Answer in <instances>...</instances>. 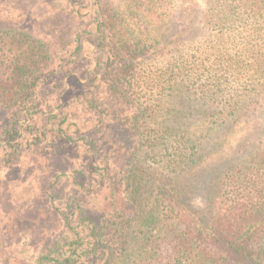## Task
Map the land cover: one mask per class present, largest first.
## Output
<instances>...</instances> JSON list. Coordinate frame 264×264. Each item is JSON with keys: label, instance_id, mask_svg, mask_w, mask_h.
<instances>
[{"label": "trees", "instance_id": "1", "mask_svg": "<svg viewBox=\"0 0 264 264\" xmlns=\"http://www.w3.org/2000/svg\"><path fill=\"white\" fill-rule=\"evenodd\" d=\"M92 1L104 55L101 67L106 74L113 70L109 90L121 86V92L126 93L121 95L129 97L134 107L137 104V116L129 123L137 128L143 157L150 154L156 158L169 149L175 153L172 160L156 168L136 155L123 179L128 212L115 210L100 223L80 213L76 230L67 221L74 236L41 257L38 264H82L84 254L102 260V264H264V126H253L249 119L264 116V0ZM180 8L183 22L188 25L200 18L202 29L209 33L202 47L209 57L201 61L210 64V83L201 86L202 114H196L192 106L187 112L181 102L174 115L167 108L166 116H159L150 106L141 104L140 109L131 94L132 80L150 57L147 41L153 39L134 37L126 19L137 18L134 26L163 28ZM183 33V29L177 31L174 47ZM50 63L51 54L41 41L26 33L0 29V109H13L0 131V143L14 152L29 138L38 144L46 136V129L38 125L43 113L37 89ZM183 63L184 67L185 59ZM229 88L234 89V95L225 93ZM212 90H217L216 94ZM175 92V97L184 95L192 103L197 101L190 88ZM97 103L89 100L92 111L98 109ZM215 104L218 112H213ZM66 122L59 119V128H54L59 138L66 137ZM228 122L231 134L218 137L206 153L199 133L206 132L209 140L210 133L226 128ZM250 147L256 150L248 152ZM232 152L248 154L247 162L227 166ZM212 158H219L222 168L214 176L213 186L209 185L214 193L206 213L196 212L187 205L181 183L198 188ZM85 221L91 228L83 238ZM168 231L172 245L163 260L159 242ZM66 247L69 249L64 251Z\"/></svg>", "mask_w": 264, "mask_h": 264}, {"label": "rangeland", "instance_id": "2", "mask_svg": "<svg viewBox=\"0 0 264 264\" xmlns=\"http://www.w3.org/2000/svg\"><path fill=\"white\" fill-rule=\"evenodd\" d=\"M180 11L182 8L163 28L134 26L132 22L137 18L126 19L134 37L154 41H147L150 57L132 80L131 94L139 101L140 109L141 104L150 106L159 116H166L167 108L174 115L181 102L187 112L192 106L196 114H202L201 86L210 83V64L201 61L209 57L202 49L209 40L208 31L202 29L200 18L187 25ZM96 18L92 0H0V29L29 34L45 44L51 54L50 67L37 89L43 113L38 125L46 129V136L38 144L29 138L18 152L0 143V264H38L41 257L66 245L74 236L67 221L76 230L80 213L100 223L115 210L128 212L123 179L136 155L155 168L173 159V149L156 158L150 154L143 157L137 128L129 123L130 118L137 116V104L134 107L129 97L121 95L125 93L121 86L113 92L109 90L113 70L108 75L101 67L104 55L99 47ZM180 29L185 33L174 47V36ZM213 39L211 36L210 40ZM157 40L162 43L158 45ZM229 81L234 84L233 77ZM188 88L193 100H197L194 103L184 95L175 97V90ZM216 91L212 90L215 94ZM225 93L234 95V89ZM88 99L97 100L96 111L89 107ZM212 108L213 112L219 110L216 104ZM12 113L13 109H0V131ZM64 118L66 137L59 138L54 128H59V119ZM249 119L253 126H264V116ZM231 130L229 123L210 133L209 140L206 132L201 131L205 152H211L218 137L231 134ZM163 144L166 145L165 141ZM255 150L250 147L248 152ZM232 153L227 166H239L247 160L248 154ZM220 163L219 158L208 162L198 188H186L181 183L186 189L187 205L196 212L207 211L208 200L214 193L209 185L221 170ZM83 227L86 231L81 234L85 238L91 227L86 221ZM172 239L168 231L159 242L163 260ZM82 256V264L103 263L87 254Z\"/></svg>", "mask_w": 264, "mask_h": 264}]
</instances>
